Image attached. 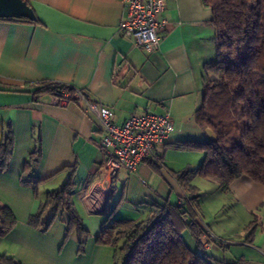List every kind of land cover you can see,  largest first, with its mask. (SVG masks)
Here are the masks:
<instances>
[{
	"label": "crops",
	"instance_id": "obj_1",
	"mask_svg": "<svg viewBox=\"0 0 264 264\" xmlns=\"http://www.w3.org/2000/svg\"><path fill=\"white\" fill-rule=\"evenodd\" d=\"M165 1L167 23L154 51L119 31L126 12L123 0H30L38 22L0 19V143L9 131L13 135L9 164L0 171V203L17 218L13 229L0 237V255L21 264H121L114 246L97 241L106 220H141L155 204H177L184 196L175 172L197 167L204 153L177 143L211 137L198 123L196 110L202 102L204 64L217 55L216 31L212 9L203 0ZM43 82L83 91L90 100L112 108L118 124L132 114L168 112L174 130L157 146L159 161L142 162L134 171L121 169L109 182L98 118L79 99L62 105L53 101L51 92L35 95ZM38 139L41 154L33 179L23 181L25 162ZM70 177L76 183L74 206L91 233L82 252L76 232L66 237L63 220L55 218L47 230L29 223L46 194ZM198 178H204L193 181L199 189L201 222L222 237L213 227L224 224L219 216L226 203L216 195L213 208H206ZM36 179H43L37 195ZM205 179L216 184V192L233 196L235 212L257 211L264 201V186L248 176L236 179L228 193ZM89 192H95V202ZM204 214L214 224L207 225ZM257 238L256 230L254 241H241L253 251L239 256L233 252L230 261L218 259L216 247L207 252H213L219 264H264V243Z\"/></svg>",
	"mask_w": 264,
	"mask_h": 264
},
{
	"label": "trees",
	"instance_id": "obj_2",
	"mask_svg": "<svg viewBox=\"0 0 264 264\" xmlns=\"http://www.w3.org/2000/svg\"><path fill=\"white\" fill-rule=\"evenodd\" d=\"M30 4V0H26ZM212 9L217 55L204 64L203 96L196 110L198 123L209 130L204 141H183L179 148H194L204 153L195 168L175 172L184 196L177 204H155L141 220L108 219L97 237L121 256V264H219L203 247L206 232L199 222L198 176L213 180L224 190L242 176L264 186V0H203ZM31 5V4H30ZM32 6V5H31ZM37 17V16H36ZM38 22L25 18H0ZM65 84L43 82L38 92L60 91ZM13 151L9 131L0 143V171L5 170ZM41 154L38 144L29 153L22 180L33 179L34 165ZM43 179L33 180L34 189ZM75 181L66 180L59 189L49 191L29 218L30 225L47 230L55 218L66 224V237L76 232L79 251L91 236L74 203ZM17 223L12 209L0 203V237ZM187 231L195 241L190 246ZM253 231L248 242H252ZM0 264H21L0 255ZM118 264V260L117 263Z\"/></svg>",
	"mask_w": 264,
	"mask_h": 264
},
{
	"label": "built area",
	"instance_id": "obj_3",
	"mask_svg": "<svg viewBox=\"0 0 264 264\" xmlns=\"http://www.w3.org/2000/svg\"><path fill=\"white\" fill-rule=\"evenodd\" d=\"M125 16L118 29L121 34L131 39L136 45L149 51L157 50L161 44V30L167 23L163 17L166 8L165 0H123ZM53 94V101L65 105L73 99L84 102L86 111L93 113L102 126L100 148L106 154L104 162L105 178L111 182L121 169L134 171L142 162H157V146L165 142L174 130V122L167 113L147 111L143 114H132L123 123L114 120L112 108L90 100L86 94L66 84V87ZM90 201L95 202V192L88 194ZM206 232L202 234L203 247L221 244L225 241L214 235L198 218Z\"/></svg>",
	"mask_w": 264,
	"mask_h": 264
},
{
	"label": "rangeland",
	"instance_id": "obj_4",
	"mask_svg": "<svg viewBox=\"0 0 264 264\" xmlns=\"http://www.w3.org/2000/svg\"><path fill=\"white\" fill-rule=\"evenodd\" d=\"M198 179L199 180H197V183L200 184L201 186L202 194L204 196V201L207 200V202L205 201L206 208H213V201L216 195H218L219 197L220 195H222L223 203H226V206H224L223 209H221L222 211L219 216V218L222 219L224 224L220 222L219 225L218 224L216 225V227H213L212 225L213 229L217 233L222 234L221 238L226 243L225 246H222L220 243L217 244L218 246H213L220 250L219 253H216L218 259L226 260V261L227 259H229L230 261L233 260L231 258V254L235 253L234 256H239L243 253L245 254H247V252L251 253L253 251L250 248L251 246H249L248 243L240 244V242L247 240V238L250 237L249 233L252 232V230H254L252 236L253 241L255 239V232L257 230L258 233L257 241L260 240L262 244L264 243V201H262V203L259 205L260 207L257 209V211L255 210L253 212H248V211L239 210L235 212L234 210H232V205L230 204V200L234 198L231 194L228 193V191H224L227 192L228 194H225L223 196L222 194L223 192H221V190H219V192H216V190L214 189L215 187L213 188V185L216 184H212L211 182H208L205 178L202 180L200 178ZM205 214H204L205 223L209 225L207 223L208 221L211 224H214L212 221L213 219H211L208 215ZM184 238L190 246L194 245L191 240L193 238L190 236V234L187 231L184 232ZM212 253L213 252H210L211 255H213ZM262 253H264V250L262 251Z\"/></svg>",
	"mask_w": 264,
	"mask_h": 264
},
{
	"label": "water",
	"instance_id": "obj_5",
	"mask_svg": "<svg viewBox=\"0 0 264 264\" xmlns=\"http://www.w3.org/2000/svg\"><path fill=\"white\" fill-rule=\"evenodd\" d=\"M0 18L35 20L33 7L26 0H0Z\"/></svg>",
	"mask_w": 264,
	"mask_h": 264
}]
</instances>
